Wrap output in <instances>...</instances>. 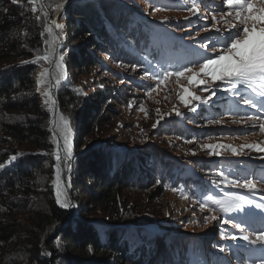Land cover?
I'll list each match as a JSON object with an SVG mask.
<instances>
[{"label":"rangeland","instance_id":"rangeland-1","mask_svg":"<svg viewBox=\"0 0 264 264\" xmlns=\"http://www.w3.org/2000/svg\"><path fill=\"white\" fill-rule=\"evenodd\" d=\"M41 1L50 13L51 20L54 19L58 24L63 25V28L58 30V37L53 30L49 33L47 28L50 26L38 3L45 20L44 42H48L45 43L46 50L40 57H43L46 52L51 53L49 60H44L45 65L41 68H47L50 63L57 62L60 55L64 57L66 77L61 81L58 90L61 87L74 86L79 91L84 90V94L90 96L96 94L99 88L98 83L102 82V86H113L119 95L116 115L108 124L98 128V133L88 139L86 147L93 143L97 147H106L110 149V157L117 160L125 152L129 154L141 152L144 146H153L177 161L173 170L174 180L166 185L167 190L162 194L163 199L160 201L163 209L158 210V215L148 210L144 201L140 199L149 195L148 188L131 193L128 201L129 204L135 202L137 205L138 218H151L154 221L139 225L138 228H142L141 231H138L136 226L128 224L124 237L126 239L130 237L135 244H145V240L151 241L153 237L151 234L161 233L155 238L164 239L167 245L173 242L178 243L175 251L176 261L182 260V264H258L264 257L263 247L258 243L251 244L243 241L241 237L255 236L253 232L242 227V220L258 214L261 209L256 208L255 204L264 203V185L258 178L260 170L264 168V151H261L264 149V130L260 127L264 124V116L253 114L237 117L230 114L227 103L236 101L238 95L227 90V84L218 80L213 81L210 76L200 74L191 82L188 79L192 75L191 72L180 77L173 74L162 82L153 77L154 73L163 71L175 73L183 67H190L193 72H198L200 63L203 62L202 57L214 58L217 52L222 51L220 37L229 30L235 31L230 29L231 25H239L235 14L236 9L222 4L221 0H202L197 4L199 11L194 16L188 10L193 0H124V5H130L132 10L126 7L129 19L124 25V30L112 28V40L117 39L114 51L111 50V53L106 55L102 54L103 59L97 56L95 62H98V65L93 64L91 67L85 66L86 68L82 69L83 66L80 63L76 68L71 66L75 61L79 62L74 59L78 47L84 48L88 41L84 39V41L75 42V47L66 44V38L72 35V31L67 30L66 22L60 19L63 8L51 6L52 9L54 8L51 12L46 8L43 0ZM206 1L210 3L209 6L215 7L202 8L201 3L204 4ZM19 2L21 1H17ZM61 4L66 3L63 1ZM135 12L149 26L138 40L134 37L142 24L138 21L133 22ZM106 23L109 25V22ZM240 27L243 26L240 25ZM217 29L219 32L216 31ZM53 37L56 38L55 41ZM120 46H123V51L120 50ZM11 66L0 65V73L7 72L5 70H10L11 68L8 67ZM58 76L59 70L55 67L53 77L57 80ZM201 79L205 81V84L195 82ZM205 86L208 87L207 92L203 90ZM185 89L188 90L187 93ZM246 89L241 86L239 94ZM213 90L215 95H212ZM33 95L39 106L48 109L51 115L52 104L51 107L45 104L47 97L43 99L36 94L34 83ZM181 95L190 103L186 105L180 99ZM193 95L201 99L195 100ZM194 106L196 111L191 110ZM57 110L60 117L62 114L58 106ZM177 112L180 115H177ZM81 121L80 117L77 123ZM77 123L74 127L68 124L71 129L68 135L72 148L71 156L68 157L70 163L68 182L73 172L72 164L75 154L72 145L77 135ZM170 129H176L177 133L171 134L168 132ZM46 130L49 131L55 143V149L54 135H59L62 144L64 143L65 132L59 119L56 134L49 129V123ZM204 145H231L237 149V152L233 153L230 148L221 147L208 149L203 147ZM241 145L258 147L241 148ZM21 154L25 153L18 149L17 155L21 156ZM113 160H111L112 166ZM194 163L197 164L201 173L209 174L201 176L197 185L183 187L184 178H195L192 171L194 169L190 166ZM3 165H0L2 166L0 170L5 167ZM224 177L239 179L241 182L245 178L252 179L256 188L249 190L228 184L224 181ZM176 180H179L178 184L172 187ZM55 181L56 173L51 182L57 202ZM60 190L61 200L66 202L61 185ZM208 195L221 200L245 197L253 203L252 205L244 204V211L223 213L212 201L206 199ZM202 203L205 207L200 206ZM58 206L69 209L63 208L60 204ZM73 206L74 218L77 214L74 202ZM97 215V225L103 227L102 213L98 212ZM212 216H216L217 219L212 220ZM206 217L207 222H205ZM228 219H232L233 223L226 224L224 221ZM237 223L241 224L240 229L234 227ZM159 227L165 234L157 230ZM51 230L50 237L53 236ZM233 235L237 239H233Z\"/></svg>","mask_w":264,"mask_h":264},{"label":"trees","instance_id":"trees-1","mask_svg":"<svg viewBox=\"0 0 264 264\" xmlns=\"http://www.w3.org/2000/svg\"><path fill=\"white\" fill-rule=\"evenodd\" d=\"M20 1L0 0V65H12L0 73V165L7 162L0 170V264H182V260L176 261L178 243L167 245L164 239L155 238L161 233L151 234L152 242L145 240V244L124 237L128 224L138 228L154 221L138 218L137 205L128 201L131 193L148 188L149 195L140 199L158 215L166 185L174 180L177 161L153 146H144L141 152H125L117 160L110 157L106 147L94 143L86 147L98 128L117 113L119 95L113 86H102V82L95 95L87 96L74 86L61 87L57 92L58 109L71 127L80 117L82 121L76 124L69 181L77 214L50 237L53 224L67 217L69 211L58 206L51 182L57 164L52 154L55 143L46 130L51 115L33 95V77L45 65L43 59H36L46 50L45 20L38 2ZM63 1L43 3L53 12L51 6ZM126 7L132 8L125 6L124 0H71L64 5L60 19L72 31L66 44L75 47V42L88 41L84 48L78 47L74 59L79 62L74 60L71 67L79 63L82 69L98 65L97 56L114 51L117 39L112 40V28L124 30L129 19ZM135 14L133 22L142 24L134 37L138 40L149 26ZM120 48L123 51V46ZM168 132L175 134L177 130ZM18 149L25 154L17 155ZM12 155H17L15 161H9ZM194 164L190 166L195 178H184L183 187L197 185L201 176L209 174L201 173ZM98 212L102 213L103 227L97 225Z\"/></svg>","mask_w":264,"mask_h":264},{"label":"snow or ice","instance_id":"snow-or-ice-1","mask_svg":"<svg viewBox=\"0 0 264 264\" xmlns=\"http://www.w3.org/2000/svg\"><path fill=\"white\" fill-rule=\"evenodd\" d=\"M13 4L17 2V0H11ZM33 5L36 4L37 0H29ZM68 0H65L67 3ZM202 2V0H193L191 7L188 8L189 11L193 13L194 16L197 15L199 9L197 4ZM222 4H226L229 8L236 9V19L239 21V25H231L230 29H234L235 31L229 30L224 36L220 37L219 42L222 45V51H219L215 54L214 58H210L208 56L202 57V63H200L199 71L193 72L190 67H183L179 70H176L175 73L171 71H163L162 73H154L153 77L158 81L162 82L163 79H167L169 76L175 74L177 77L184 76L185 73H192L191 76L188 77L189 81H193V79L200 74H204L205 76H210L213 81H222L228 85V89L233 93L239 95V88L241 86L250 89L252 93L256 96L262 98L264 100V0H221ZM207 6V5H206ZM43 7V5H41ZM57 7H64V4H58ZM187 7V6H185ZM36 7L32 8V11L35 12ZM45 15H47L45 13ZM39 19V17H37ZM187 19V18H186ZM55 27L57 29H62L63 25L56 23ZM240 25L243 27L241 28ZM259 25V27H258ZM49 33L52 32V29L47 28ZM219 32V29L216 30ZM55 37H53V41H55ZM45 43H48L47 41ZM51 53L46 52L43 57H37V60H49ZM64 57L60 55L57 62L56 68L59 70V76L56 80V85L60 86L61 81L66 77L65 66L63 64ZM23 63H30L29 61H25ZM5 71H8L6 69ZM47 75V69L41 73V77ZM147 76L148 73L146 72ZM43 79L39 81V83H43ZM197 84H205L204 80H196ZM204 91H208V87L205 86ZM39 91V89H37ZM187 89L185 92L187 93ZM47 98L44 103L51 104L54 101L51 98V94L49 92L43 93ZM191 95V93H189ZM212 95H215V90H213ZM180 99L187 105L190 101L185 100L183 95L180 96ZM193 99L200 100L199 96H194ZM244 102L246 104L251 105L253 108L257 107V104L250 98H245ZM192 111H196V107L194 106ZM177 115H180L177 112ZM59 120L63 124V130L65 135L63 136V148L66 151L68 157L71 156L72 148L69 139L68 133L71 132V129L68 127L69 121L63 115L59 117ZM55 123V121H53ZM156 127V125H153ZM261 130H264V124L261 126ZM203 147L208 149H215L216 147L221 148H230L233 153L237 152V149L231 145H204ZM243 147H258L256 145H241ZM60 145L57 144V152H56V195H57V203L60 204L63 208H69L73 205H70L67 202L61 200V190H60V164L59 161L61 159L59 153ZM264 151V149H261ZM217 155L219 153H216ZM22 155V154H21ZM17 159V155H13L11 157L12 161ZM261 180H264V176L260 177ZM224 181L228 184L235 185L240 188H246L249 190L255 189L256 184L252 179H228V177H224ZM208 201H212L216 206L219 207L220 211L223 213H231L234 211H244L243 205L248 204L252 205V201L246 199L245 197H233L228 200L216 199L212 195H208L206 198ZM201 207H205V204H201ZM255 207L258 209H264V203L255 204ZM250 212V209L248 210ZM262 220H264V215H262ZM212 220H216V216L211 217ZM208 218H205V222H207ZM226 224H232L233 220L228 219L224 221ZM234 227L237 229L241 228V224H234ZM233 239H237L235 235L232 237ZM242 239L249 241V237L244 235L241 237ZM257 241H260L262 245H264V228L258 230L257 236L255 240H250L251 244H256ZM91 250V249H90Z\"/></svg>","mask_w":264,"mask_h":264},{"label":"bare ground","instance_id":"bare-ground-1","mask_svg":"<svg viewBox=\"0 0 264 264\" xmlns=\"http://www.w3.org/2000/svg\"><path fill=\"white\" fill-rule=\"evenodd\" d=\"M53 21H55V20L54 19L51 20V25H49V26L54 31L53 27L54 28H56V27H55V24H53ZM56 36H57V34H56ZM55 67H56V61L53 63H50L47 68H40L36 72V74L34 75V85L36 87V94H38L40 97H43V99H44V97H46L45 95H43V93L49 92L51 94L52 100L54 101V95H56V93L58 91L59 86L56 85V80L53 77V71H54ZM45 69H47V75L44 77H41V73L44 72ZM41 79H43V81H44L43 83H39V81ZM37 89H39V91H37ZM53 89H55V92L53 91ZM50 118H51V120L49 123V129H50V124L54 125L53 130L55 131V133H57L56 129H57V125H58L59 113H58V110L54 111V103L52 104V111H51ZM53 121H55V123ZM54 138H55V140H57V138H58V143L60 144L59 153H60L61 159L59 161V164H60V185L62 188V194L66 198V202L69 203L70 205H72L70 203L69 196H68L66 188H65V182H68V175H69L68 174L69 164H70L69 159H68V156L66 155V153L64 151L61 137H59V135L58 136L54 135ZM56 152H57V150H56ZM69 209H71V207H69Z\"/></svg>","mask_w":264,"mask_h":264},{"label":"water","instance_id":"water-1","mask_svg":"<svg viewBox=\"0 0 264 264\" xmlns=\"http://www.w3.org/2000/svg\"><path fill=\"white\" fill-rule=\"evenodd\" d=\"M38 3H39V5H40V7H41V5H43L41 0H38ZM41 9H42V11L44 12V15H45V13L47 14V15H45L46 20H47L48 24L51 25V17H50V13L45 9L44 6L41 7ZM52 27H53V26H52ZM53 29H54L55 33L59 36L58 29H56V28H54V27H53ZM56 47H57V46H56ZM53 61H54V58H53ZM53 91L55 92V89H53ZM57 106H58L57 95H54V111L57 110ZM50 120H51V118H50ZM50 120H49V123H50ZM50 129L53 130V129H54V125H51V124H50ZM53 131H54V130H53ZM54 133H55V131H54ZM55 134H56V133H55ZM57 144H59V143H58V138H57V140H56V149H55V150L53 151V153H52L55 157H56ZM59 145H60V144H59ZM0 167H1V166H0ZM65 188H66L67 194H68V196H69V200H70L71 204L73 205V200H72L71 195H70V186H69V182H65ZM67 210L69 211V215H68V217H65V218L59 220L58 222H56V223L53 225L52 230H51V234H52L53 236H54V234L58 231V229L60 228V226H61L62 224H64L65 222H67V221H69V220H71V219L73 218V216H74V214H75L74 206L72 207V209H67ZM45 241H46V240H45ZM45 241L41 244V246H43V244L45 243ZM42 252H43V255H44L46 258L50 259V256L48 255V253L46 252L45 249H42Z\"/></svg>","mask_w":264,"mask_h":264},{"label":"clouds","instance_id":"clouds-1","mask_svg":"<svg viewBox=\"0 0 264 264\" xmlns=\"http://www.w3.org/2000/svg\"><path fill=\"white\" fill-rule=\"evenodd\" d=\"M2 165H3V164H2ZM4 165H5V164H4ZM4 165H3V166H4ZM1 167H2V166H1ZM162 232H164V231L162 230ZM136 244H137V243H136Z\"/></svg>","mask_w":264,"mask_h":264}]
</instances>
